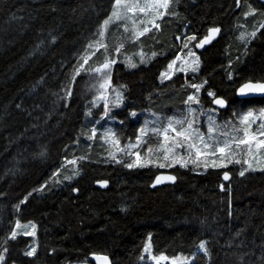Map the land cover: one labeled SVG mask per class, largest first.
<instances>
[{"label":"trees","instance_id":"16d2710c","mask_svg":"<svg viewBox=\"0 0 264 264\" xmlns=\"http://www.w3.org/2000/svg\"><path fill=\"white\" fill-rule=\"evenodd\" d=\"M112 3L0 0V251L9 249L7 264H75L89 262L92 253H106L111 264H151L140 260L149 237L156 255L190 256L205 240L210 259L198 253L195 264H264V172L249 171L243 177L233 172L224 182L225 169L130 170L106 163L107 154H100L96 145L89 147L88 125L102 116L103 104L92 108L93 97L81 95L85 73L75 82L71 76L79 53L94 38ZM174 7L179 16L165 17L161 31L141 38L146 54L160 55L147 64L138 59L135 69L123 63L113 66L114 86H127L124 105L113 109L123 144L134 139L140 126V119L129 112L152 110L165 117L183 112V101L192 92L184 86L186 79H206L205 91L214 90L229 100L242 79H264V35L258 33L247 49L237 39L243 21L250 30L264 21V1L241 0L237 7L236 0H179ZM249 8L255 15L245 18ZM186 25L185 35L198 33L202 38L213 26L221 32L203 51H196L201 68L195 77L176 72L161 84L160 72L184 51L176 36ZM140 47L126 39L125 50L134 53ZM102 60L101 51L91 62ZM228 71L234 72V81L228 80ZM69 84L73 95L65 100ZM236 108L240 109L229 106L222 118ZM89 109L92 115L86 116ZM42 149L45 154L40 156ZM81 155L89 160L78 165L80 175L64 183L73 166L61 168V164ZM160 171L175 173L177 180L151 189L152 178ZM102 179L109 182L106 188L95 185ZM221 184L231 187V196L221 191ZM30 192L17 211L14 205ZM16 219L37 225L34 257L23 254L32 237L20 235L4 243Z\"/></svg>","mask_w":264,"mask_h":264},{"label":"snow or ice","instance_id":"6c2138e0","mask_svg":"<svg viewBox=\"0 0 264 264\" xmlns=\"http://www.w3.org/2000/svg\"><path fill=\"white\" fill-rule=\"evenodd\" d=\"M178 4L179 0H113L111 11L98 25L93 34L94 38L89 39L82 52L79 53L77 65L74 66L71 76L72 82H75L82 72L89 76L91 81L89 91L94 93L90 104L92 108H96L102 102V119H115L116 114L113 109L121 108L124 105V92L127 90V86H114L113 66L123 63L126 68L135 69L138 67L134 60L135 56L139 57L140 64H147L154 57L160 55L161 53L156 51H152L150 55L146 54L143 51L141 38L149 35L153 30L161 31V22L165 17L179 16V12L175 11L174 7ZM240 4L241 0H236L237 7ZM249 15H255V10L249 8V11L244 13L245 18ZM113 25L123 29L128 42L141 45L140 49L133 55H125L123 61H120L118 57L124 53L126 48L124 40H120L111 49L107 43V34ZM238 27L245 28L246 26L239 25ZM262 30H264V21H261L259 26L254 27L252 31H241L237 39L244 42L245 49H247L248 44L257 37L258 33L264 35ZM220 32L221 28L213 26L207 29V33L202 38L198 33L184 37L176 36V40L183 41L181 51H187L183 58L177 55L167 64L166 70L160 72L161 84L166 80H172L176 72L184 73L186 76L191 73L195 77L200 71L201 59L194 49H203ZM55 39V37L52 38V43H55ZM101 51L104 54L102 62L96 66L87 67L90 61ZM246 54L247 52H245ZM178 61L180 64L177 67ZM228 67H232L231 61ZM227 77L229 81H234V72L228 71ZM207 84L206 79L199 83L190 82L186 79L184 86L193 89V92L188 94L183 101L185 106L183 112L167 117L152 113L153 119H146L143 125L139 127L134 142L130 139L127 144L122 145L118 133L109 127L104 128L101 133L96 126H93L86 138L93 141L99 136V139L105 144L115 147L117 151L109 150L105 162L122 165L130 170L149 166L160 169L176 166L187 169L191 166L193 171L201 168L207 171L209 168L228 169L230 165H240L239 175L241 177L249 171L264 172V107H249L258 103L264 104V79H242L235 87L234 96L231 100L209 89L207 96L210 98L212 107L205 109L200 94ZM65 93V100L72 97V84L67 86ZM254 97H260V99L256 100ZM231 105H237L239 108L247 110L242 113H237L234 110L233 115L238 116V121L220 122L218 110L227 109ZM64 106L67 107L68 105L65 104ZM17 107L20 106L17 105ZM85 115H92L91 109L86 111ZM128 115L133 118L138 116L136 111H131ZM123 123L124 121L121 120L120 124ZM204 128L206 131L202 130ZM44 154L45 151L42 149L39 155L43 156ZM88 160V155L74 156L72 159L66 158L60 167L64 168L66 165L73 167L71 175L64 176V179L71 181L79 176L78 165ZM59 171L60 169H57L52 176L56 177ZM176 180L175 175L159 174L155 176L151 186L156 187L165 182L174 183ZM223 180H230L229 171H223ZM55 183H60V181L56 180ZM108 183L106 179L97 181L101 188H106ZM43 187L44 185H41V189ZM220 188L221 191L227 190L231 196L232 189L230 186L225 189V185L221 184ZM36 191H40V189H33V192ZM72 191L77 192L78 189L73 188ZM31 195V192L28 193L19 201V204L14 205L17 211L21 210L20 205L25 204ZM229 215H231L230 211ZM20 235L33 237L35 245L36 223L33 221L21 223L20 219H16L4 243L7 244L9 240L15 241ZM236 235L239 236L240 232H237ZM150 241L151 237H149V242L144 245L140 256L141 261H144L146 257L151 264H195L198 253H203L210 259L207 241L205 240L199 241L196 245L197 251L190 256L181 254L175 257H169L164 253L154 254ZM8 252L7 247H3V250L0 251V264H7L6 254ZM36 253L37 247L30 246L23 254L27 257H34ZM91 256L96 264H111L106 253H92ZM84 264H88L87 260Z\"/></svg>","mask_w":264,"mask_h":264},{"label":"rangeland","instance_id":"374dc122","mask_svg":"<svg viewBox=\"0 0 264 264\" xmlns=\"http://www.w3.org/2000/svg\"><path fill=\"white\" fill-rule=\"evenodd\" d=\"M244 23H246V22H242L241 24H239V25H245L246 26V24H244ZM257 24V22H254V26ZM245 30H247V31H252V30H250V29H248V27H245V28H240V30H239V32L237 33V37L239 36V33L241 32V31H245ZM126 39H127V37H126V35L123 33V29L122 28H118L116 25H113V26H111V28H110V31L108 32V34H107V43L109 44V47H110V49L111 48H113L114 46H115V44L116 43H118L120 40H124V42L126 43ZM240 43H242V41H239ZM186 51L187 50H184L183 52H180L179 54H176V56L177 55H180L182 58L184 57V55H185V53H186ZM194 51L196 52V50L194 49ZM103 52V51H102ZM134 53H136V52H134ZM134 53H132V52H130L129 50H124V53L123 54H121L119 57H118V59L119 60H122L123 61V59H124V56L125 55H133ZM196 54H197V52H196ZM104 55V54H103ZM198 55V54H197ZM175 56V57H176ZM138 59H139V57L138 56H135L134 57V60H135V62H137L138 61ZM100 62H102V61H100ZM100 62H91L90 61V63H89V65L87 66V67H93V66H96L98 63H100ZM179 64H180V61H178L177 62V67L179 66ZM189 74V73H188ZM191 74V73H190ZM203 79H201L200 80V82L202 81ZM90 83H91V81H90V78H89V76H87L86 74H85V79L83 80V83H82V86H81V95L82 96H91V97H93V95H94V93L93 92H91V91H89V86H90ZM192 92H193V89H192ZM191 92V93H192ZM252 107V106H251ZM260 107H264V104H262ZM260 107H257V108H260ZM205 108V107H204ZM208 107H206L205 109H207ZM234 110H235V112H237V113H242L243 111H246L247 109H238V108H236V109H231L230 110V114L227 116V114L228 113H226L225 115L227 116L225 119L224 118H222L223 116H221V112L220 111H218V116H219V121L220 122H224V121H228V120H233V121H238V116H234L233 115V112H234ZM152 113H156V112H154V111H152V110H145V111H143V112H140V113H138V119H140V126L139 127H141L142 125H143V123H144V121L146 120V119H148V120H151V119H153V117H152ZM156 114H159V113H156ZM159 115H161V114H159ZM171 116V115H170ZM137 117H135V118H137ZM133 118V117H132ZM135 118H133V119H135ZM206 119V118H205ZM97 121H99V124H97ZM118 121H116L115 119H109V118H103L102 119V116L99 118V119H97V120H95L94 122H91L89 125H88V123H87V125H88V128H89V134H90V130H91V128L93 127V126H96L97 128H98V130H99V132H103V130H104V128H106V127H109V128H113L115 131H116V126H115V123H117ZM139 129V128H138ZM137 129V130H138ZM203 131H206V128H204V129H202ZM136 134H137V132H136ZM120 139V138H119ZM135 141V137H134V139L132 140V142H134ZM129 142V141H128ZM127 142V143H128ZM127 143H125V144H127ZM122 145H123V143H121ZM93 145H96V147L97 148H99L98 150H100V154H103V155H105V154H107L108 153V151L109 150H111V151H117V149L115 148V147H113V146H111V145H109V144H105L102 140H100L99 139V136L95 139V140H93V141H90V143H89V147H92ZM164 169H169V168H164ZM228 169H231V171H232V173L233 172H236L237 174H239V172L241 171V166L240 165H230L229 166V168ZM201 170L203 171L204 169L203 168H201ZM71 173H69V174H67V175H70ZM62 181H64V183H67V181L68 180H62ZM32 242L28 245V248L30 247V246H35L34 245V238L32 237ZM147 242H149V239H148V241ZM27 248V249H28ZM145 259L147 260V258L145 257ZM84 262L85 261H81V262H78V263H75V264H84ZM88 264H92V263H90V262H88Z\"/></svg>","mask_w":264,"mask_h":264},{"label":"water","instance_id":"95a60500","mask_svg":"<svg viewBox=\"0 0 264 264\" xmlns=\"http://www.w3.org/2000/svg\"><path fill=\"white\" fill-rule=\"evenodd\" d=\"M262 1H264V0H262ZM185 33H186V27H185V29L183 30L181 37H183V36L185 35ZM218 35H219V34H218ZM218 35L216 36V38H215L214 40L217 39ZM214 40H213V41H214ZM213 41H212V42H213ZM212 42H211V43H212ZM211 43H210V44H211ZM210 44H209V45H210ZM207 46H208V45H206L203 49H196V50L199 51V52H201V51H203ZM254 98H260V97H254ZM220 110H223V109H220ZM159 174H162V175H175V176H176L175 173L170 172V171H160V172L156 173V174L153 176L152 181H151V183H150V185H149V187H150L151 189L156 188V187H160V186H163V185L173 184V182H165V183H162V184H160V185H157L156 187H152L151 185H152V183H153V181H154V179H155V176H156V175H159ZM230 175H231V174H230ZM176 177H177V176H176ZM221 179L223 180V172H222V174H221ZM223 181H224V180H223ZM175 182H176V181H175ZM175 182H174V183H175ZM224 182H228V181H224ZM95 185H96L97 187H100V186L97 184V182L95 183ZM100 188H101V187H100ZM88 261L91 262L92 264H96V262L92 259V256H91V255L88 257Z\"/></svg>","mask_w":264,"mask_h":264},{"label":"flooded vegetation","instance_id":"af4514ba","mask_svg":"<svg viewBox=\"0 0 264 264\" xmlns=\"http://www.w3.org/2000/svg\"><path fill=\"white\" fill-rule=\"evenodd\" d=\"M186 31H187V27H186ZM203 80H205V79H203ZM200 81H198V82H196V83H199ZM209 89H207V91H208ZM235 90V89H234ZM207 91H205V90H203L202 91V93L200 94V96H201V101H202V103H203V105H204V107L206 108V107H212V105H211V103H210V100L209 101H203V99H205L206 97H208L207 96ZM209 98V97H208ZM258 99H260V98H258ZM251 107V106H250ZM253 107V106H252ZM218 111H220V112H224L225 111V109H223V110H218ZM225 170H227V171H229V173L230 174H232V171H231V169H225ZM224 171V170H223Z\"/></svg>","mask_w":264,"mask_h":264}]
</instances>
